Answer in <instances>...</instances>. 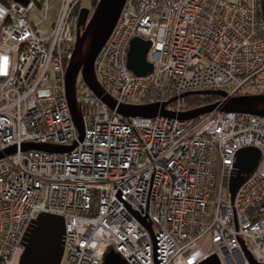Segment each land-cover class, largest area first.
Returning <instances> with one entry per match:
<instances>
[{
  "label": "built area",
  "instance_id": "obj_1",
  "mask_svg": "<svg viewBox=\"0 0 264 264\" xmlns=\"http://www.w3.org/2000/svg\"><path fill=\"white\" fill-rule=\"evenodd\" d=\"M83 1H0V153L17 146L0 157V264L21 263L28 229L45 213L65 221L61 264H102L111 249L127 264H200L213 255L251 264L249 254L264 263V117L217 109L189 120L125 118L80 73L82 136L66 71ZM260 3L127 0L95 60L96 78L118 103L169 102L175 113L187 111L180 97L188 92L264 94ZM136 37L151 42L146 76L128 68ZM26 143L67 149L23 150ZM250 147L260 150L259 165L232 200L237 154Z\"/></svg>",
  "mask_w": 264,
  "mask_h": 264
},
{
  "label": "water",
  "instance_id": "obj_2",
  "mask_svg": "<svg viewBox=\"0 0 264 264\" xmlns=\"http://www.w3.org/2000/svg\"><path fill=\"white\" fill-rule=\"evenodd\" d=\"M27 4L29 0H14ZM127 0H98L93 12L89 8H82L79 15L77 41L73 55L66 71L67 97L73 120L83 136V118L80 105L77 101L76 84L80 73L82 78L92 91L118 114L129 117H155L157 115L178 117L181 120L196 119L214 110L224 112L248 113L264 117V94H247L227 98L224 91L188 92L181 95L185 98L194 94L218 96L224 98L214 103L206 104L191 110L175 113L167 110L164 104L131 105L118 103L111 95L105 92L99 84L95 74V60L102 47L113 32L120 14ZM151 42L136 37L131 42L128 53V68L136 76H146L153 71V64L148 60V52ZM177 100L173 98L171 101ZM170 101V102H171ZM23 150L42 149L50 152H59L67 148L41 143H26ZM17 151V146L8 148L0 157ZM261 152L258 148H243L237 154L238 173L230 180V194L234 199L238 189L246 179L255 172L259 165ZM144 224L150 228V223ZM65 234V221L62 216L55 214H40L31 223L24 238V253L20 264H61L64 254L63 237ZM251 264H264L258 262L249 254ZM102 264H127L115 250H109ZM200 264H221L216 255H213Z\"/></svg>",
  "mask_w": 264,
  "mask_h": 264
},
{
  "label": "trees",
  "instance_id": "obj_3",
  "mask_svg": "<svg viewBox=\"0 0 264 264\" xmlns=\"http://www.w3.org/2000/svg\"><path fill=\"white\" fill-rule=\"evenodd\" d=\"M4 1V0H0ZM92 5L96 6L98 0H92ZM261 16L264 18V0H261ZM219 99L218 96H210V95H201V94H194L184 98L183 101L186 102L187 107L186 110H191L200 106H204L206 104L214 103Z\"/></svg>",
  "mask_w": 264,
  "mask_h": 264
},
{
  "label": "rangeland",
  "instance_id": "obj_4",
  "mask_svg": "<svg viewBox=\"0 0 264 264\" xmlns=\"http://www.w3.org/2000/svg\"><path fill=\"white\" fill-rule=\"evenodd\" d=\"M91 1H92V0H84V1L82 2L81 7H82V8H89L90 11H91V13H92L93 10H94V8H95V6L92 5V2H91ZM54 13H55V12H54ZM54 13H53V15H54ZM53 15H52V16H53ZM48 26H49V23H45V24L43 25V27H45V28L48 27ZM78 84H79V87H80L79 92L84 93V92L87 91V87L83 85V81L81 80V78L79 79ZM180 104H181L182 108H184V109L187 107V104H186L185 101H181Z\"/></svg>",
  "mask_w": 264,
  "mask_h": 264
}]
</instances>
